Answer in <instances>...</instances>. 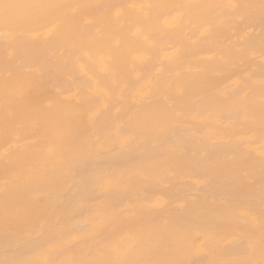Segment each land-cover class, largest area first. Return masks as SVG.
I'll return each instance as SVG.
<instances>
[{
	"label": "bare ground",
	"instance_id": "1",
	"mask_svg": "<svg viewBox=\"0 0 264 264\" xmlns=\"http://www.w3.org/2000/svg\"><path fill=\"white\" fill-rule=\"evenodd\" d=\"M0 264H264V0H0Z\"/></svg>",
	"mask_w": 264,
	"mask_h": 264
}]
</instances>
